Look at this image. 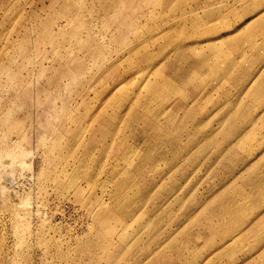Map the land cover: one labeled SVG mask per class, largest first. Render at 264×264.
Masks as SVG:
<instances>
[{"label": "rangeland", "instance_id": "374dc122", "mask_svg": "<svg viewBox=\"0 0 264 264\" xmlns=\"http://www.w3.org/2000/svg\"><path fill=\"white\" fill-rule=\"evenodd\" d=\"M263 66L264 0H0V264H249Z\"/></svg>", "mask_w": 264, "mask_h": 264}, {"label": "crops", "instance_id": "0c3cea01", "mask_svg": "<svg viewBox=\"0 0 264 264\" xmlns=\"http://www.w3.org/2000/svg\"><path fill=\"white\" fill-rule=\"evenodd\" d=\"M262 74V76H261ZM260 74L261 78L264 76V66L263 72ZM258 76L257 83L254 89H256L259 85H261V78ZM260 78V79H259ZM254 89L249 92L248 103L245 106H249L252 104V96ZM250 119V118H249ZM252 118L250 119V121ZM249 121V122H250ZM253 133V132H252ZM252 137L249 135L247 139H251ZM252 146V145H251ZM250 168L247 169L248 173L245 178L251 177V184L247 187L248 190V199L246 202V207L248 211L246 216L243 217V221L241 224H238V228L240 232L243 233V236L247 237V243L244 248L240 249V251L249 248L248 260L249 264H264V256H258L257 254H252V250H256L259 247L262 250L264 248V160L261 161L259 158L257 161L249 164ZM243 167L242 163H239L237 166L238 171L241 174V169ZM260 171L259 175L258 172ZM237 183L240 184V180L237 178ZM238 185V184H237ZM222 195V194H221ZM218 205L221 203V198H217ZM217 205V206H218ZM241 214V211L239 215ZM237 216L236 212H233V216ZM240 219V218H239ZM241 221V219H240ZM237 231V230H236ZM237 233H239L237 231ZM264 251V250H262ZM238 256V255H237ZM236 257V256H235ZM253 259V260H252Z\"/></svg>", "mask_w": 264, "mask_h": 264}, {"label": "bare ground", "instance_id": "6f19581e", "mask_svg": "<svg viewBox=\"0 0 264 264\" xmlns=\"http://www.w3.org/2000/svg\"><path fill=\"white\" fill-rule=\"evenodd\" d=\"M218 50L219 49L217 47H213L214 54H216L218 52ZM247 210H248V208H247Z\"/></svg>", "mask_w": 264, "mask_h": 264}]
</instances>
